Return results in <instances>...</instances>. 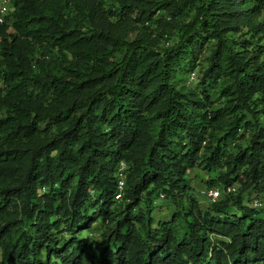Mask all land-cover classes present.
<instances>
[{
    "label": "trees",
    "instance_id": "obj_1",
    "mask_svg": "<svg viewBox=\"0 0 264 264\" xmlns=\"http://www.w3.org/2000/svg\"><path fill=\"white\" fill-rule=\"evenodd\" d=\"M10 2L0 264H264V0Z\"/></svg>",
    "mask_w": 264,
    "mask_h": 264
},
{
    "label": "rangeland",
    "instance_id": "obj_2",
    "mask_svg": "<svg viewBox=\"0 0 264 264\" xmlns=\"http://www.w3.org/2000/svg\"><path fill=\"white\" fill-rule=\"evenodd\" d=\"M190 178L192 179L191 186L195 193L197 194L198 199L200 200L201 204L203 206H206L207 204H210V202L206 196L205 193L209 189H206L205 182L207 181V175L200 169H196L193 171V173L189 174ZM213 189H218L217 187H214ZM258 202V207L260 208V200H255L254 196L251 197L250 202ZM157 208L153 212V218L156 220H161L167 218V215L170 214V212L173 211V208L171 207V203L167 202L166 200H161L157 203ZM232 214L234 213V209L231 210ZM102 232V228L99 225L93 226V228L90 230L89 235L90 238L93 240L94 243H99L100 241V235Z\"/></svg>",
    "mask_w": 264,
    "mask_h": 264
},
{
    "label": "built area",
    "instance_id": "obj_3",
    "mask_svg": "<svg viewBox=\"0 0 264 264\" xmlns=\"http://www.w3.org/2000/svg\"><path fill=\"white\" fill-rule=\"evenodd\" d=\"M11 12H12V7H11L10 0H0V25L5 23L6 18L9 16ZM123 168H124V165H121V169H120L121 172ZM123 184H124L123 174L120 173L119 182H118V190L115 196L116 200H120L122 196ZM234 191H235L234 188H228L226 192L232 193ZM205 196L210 202L214 203L221 198L222 192L219 189L212 188V189H209L207 193H205ZM252 206L253 208H257L258 202L257 201L253 202Z\"/></svg>",
    "mask_w": 264,
    "mask_h": 264
}]
</instances>
